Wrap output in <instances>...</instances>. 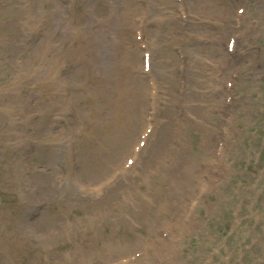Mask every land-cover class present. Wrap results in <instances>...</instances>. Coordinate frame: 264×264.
<instances>
[{"label":"rangeland","instance_id":"374dc122","mask_svg":"<svg viewBox=\"0 0 264 264\" xmlns=\"http://www.w3.org/2000/svg\"><path fill=\"white\" fill-rule=\"evenodd\" d=\"M96 1L90 0L91 5ZM129 1L132 4V0L127 3ZM5 2L6 9L0 14V48L17 41L21 46L20 40L31 37L36 23H42L45 29L40 40L22 57L18 48L11 63L16 81L8 94L2 90L11 84L7 77L9 70L0 64V264H108L129 256L143 248L145 243L153 242L169 222L167 219L171 214L175 213L178 218L201 172L210 165L226 111L221 109L222 86L231 71L237 73L233 91L238 113L220 171L208 182L202 197L194 202L196 209L188 227L182 230L183 235L172 233V243L158 245L153 253H148L139 262L128 264H264V0H244L247 12L243 30L238 33L237 54L230 66L225 52L227 38L234 30L237 0H187L190 22L185 27V35L178 38H175V0H152L156 12L155 17L149 19L146 38L154 46L156 74L162 85L170 87V94H162L163 101L167 105L170 99L171 106L169 104L166 110L167 106L162 104L166 113H160L158 129L138 166L131 169L129 183L142 180L143 173L154 178V184L162 192L148 212L129 210V216L118 205L112 215H100L77 227L69 224L58 236L54 233L56 222L64 218L75 219L84 212L91 214L95 208L103 207L108 198L114 197L115 192L98 201L100 203L93 198L89 204L80 200V197L85 199L87 194L95 193L93 191L108 175L109 168L117 167L124 160L121 150L127 146L125 152L128 153L129 144L136 140L138 125L143 118L138 114V104L143 105L146 98V79L139 71L141 53L134 39L132 23V17L137 13L130 11L124 15L123 45L134 50L132 63L127 69L130 78L133 82L140 79L144 86L141 89L137 86L132 95L136 107L134 111L131 103L129 112L133 138L113 148L105 144V134H108L105 129L114 125L108 117L110 111L101 115L96 123L100 127L98 138L96 134L94 139L84 142L80 135L81 126L75 125V117L68 119L66 114L60 115L61 110L68 112V104L59 109L62 95L68 93L79 108L77 116L89 111L91 115V104L87 101L91 100L88 97L90 93L93 96L97 83L93 87L91 81L86 82L87 67L93 68L96 63L97 67H102L95 59L99 55L101 61L110 66H105V73L97 67L92 72L101 78L100 87L107 92L98 107H108L113 111L108 103L110 98L115 100L117 97L114 81L126 71L116 68L120 65H112L109 60L112 57L106 60L108 41H105L104 48L98 42L100 29L110 25L112 19L98 24L92 17L95 6L91 7L89 0ZM30 2L32 7L36 3L38 10L43 9V14L35 13L26 19L25 13L30 12L26 5ZM68 2H72L78 8L76 14L83 17L75 24H70L65 16L64 7ZM97 4L105 10L107 0H98ZM89 9L93 12L91 16H88ZM164 15L166 18L160 19ZM75 36H78L77 40ZM182 40H187L188 66L192 68L189 80L191 76H195V80L187 91L189 100L185 103L188 112L185 113L188 119L181 121L185 134L178 137V157L176 160L173 157L168 164L166 160L169 157L165 154L171 132L181 128L176 125L169 129L168 124L174 125L171 121L174 114L171 99L177 86L175 42ZM199 57L203 59L199 61ZM204 57L208 59L205 61ZM122 60L126 61L123 55ZM62 66L69 68V75L59 76ZM46 79L55 81V86L59 82L56 91L45 82ZM214 86L218 90L213 93ZM31 99L39 108L33 107ZM34 114L39 117L33 119ZM70 139L76 141L79 161V166L71 169L66 159ZM51 143L57 144L56 147ZM88 144L97 150L93 159L87 157ZM161 145L165 154H157ZM153 164L155 172H152ZM168 168L172 172L176 170L177 178L173 183L163 173ZM178 172H182V176ZM125 177L123 175L119 182ZM33 187L39 193L36 200L29 197L33 194ZM110 190L115 191L113 186ZM66 191H72L73 196H67ZM71 200L74 203L72 210L69 208ZM37 201L49 203L41 208L40 214L30 219ZM177 206L178 210L174 208ZM225 226L233 228V236L222 234ZM17 229L23 231V235H14L7 241ZM62 236L60 245L41 252L40 247H44L48 239ZM4 247L10 251L5 252ZM39 251L43 257L47 253L41 261L36 255Z\"/></svg>","mask_w":264,"mask_h":264},{"label":"bare ground","instance_id":"6f19581e","mask_svg":"<svg viewBox=\"0 0 264 264\" xmlns=\"http://www.w3.org/2000/svg\"><path fill=\"white\" fill-rule=\"evenodd\" d=\"M160 19H163V17H161ZM24 22H25V19H24ZM133 52H134V50H127L128 64L132 63V53ZM202 59L203 58L199 57V61H201ZM205 59H207V58H205ZM120 67L125 69L126 74H124L120 78H117V81H114V85H115L114 93L116 94L117 97L115 100H112L110 98V102L108 103V104H111L113 107L114 112L112 113V117L114 120L113 121L114 125H108L105 129V133H108L106 136L105 144L107 146L113 147V148L117 147V146H121L122 144L128 142L129 140H132L133 135H134V131L132 130V127L130 128L131 124H130V120H129L130 119L129 118V112L131 110L130 109L131 103L133 105L135 104V102L133 101L132 95L135 94L137 86L139 89L143 88V86H144V83L142 81H140V79H137L138 81H134V82H139V83H134L132 81V79L130 78V74H128V70H126V64L124 62L122 63V65ZM214 67L215 66H213L212 69ZM165 77H166V74H165ZM100 83H101L100 80L93 78V87H94V84H96V87H95L96 91L94 92L93 96L90 93V99L92 102L91 103L92 104V110L94 111L96 109L100 115H103L106 111H108V110L110 111L111 109H109L107 107H98V106H100V102L107 95L106 90L102 86L100 87ZM103 83H104V81H103ZM13 84H14V82H13ZM161 89H162L163 93L167 92L168 94H170L168 91L170 89L169 86L162 85ZM2 91L4 94L11 93L9 86L4 87V89ZM161 98H162V95H161L160 99ZM138 105H139V111H142L144 109V106L142 104H138ZM132 109L134 111H136L135 105L132 107ZM158 113L160 114L159 111H158ZM162 113H163V111H162ZM159 114H158V116H159ZM186 117H183L182 120H184ZM122 120H123V122H122ZM172 127L173 126L169 125V128H172ZM82 129H84V128H82ZM99 129H100V127H99ZM164 129H166V128H164ZM154 133L155 132H153V134L151 135V138L153 137ZM93 136H94V134H92L91 132L87 133V138L89 140H91V138ZM163 149H164L163 146H160L158 148L159 153H157V154H161ZM96 151L97 150H93L92 148H90L89 150H87V157L90 156L93 159L95 157ZM176 155H177V153H176ZM176 155H175V158H176ZM173 173L175 175L176 170H174ZM178 174L180 176H182V172H178ZM168 176L170 179H176L177 178L175 176H172L171 173H169ZM172 181L175 182L176 180H172ZM153 191L154 192L151 193L150 195H147V197L151 201L157 202L162 190L158 189V187L156 185H154ZM32 196H33V198L35 197L34 195H32ZM39 220H40V218H39ZM1 221L2 220L0 219V225H1ZM14 235H23V231H21L20 229H17L15 234H11L7 241H9L10 238L13 237ZM47 243H48V245H46V247H53L56 245V243L51 241V240H48Z\"/></svg>","mask_w":264,"mask_h":264}]
</instances>
